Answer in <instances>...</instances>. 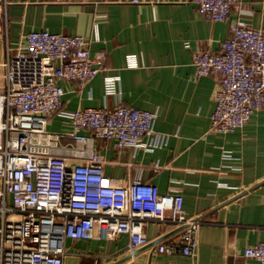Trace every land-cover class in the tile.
Wrapping results in <instances>:
<instances>
[{
	"label": "crops",
	"instance_id": "obj_1",
	"mask_svg": "<svg viewBox=\"0 0 264 264\" xmlns=\"http://www.w3.org/2000/svg\"><path fill=\"white\" fill-rule=\"evenodd\" d=\"M253 13L247 22L264 30V0H241ZM237 18L211 20L188 0H8L0 3V87L6 42L14 53L35 29L81 34L92 51L107 52L105 69L87 82L61 80L63 108L113 107L118 102L157 113L164 141L152 149L118 147L95 137L107 183L141 178L160 192H181L189 216L205 222L194 254L159 252L179 238L182 226L147 221L149 241L130 249L128 234L111 238H66L65 264H259L244 255L264 234V107L242 127L211 128L216 74L197 76L193 56L217 51ZM118 75L121 93H106L104 76ZM48 129L61 134L57 152L72 154L79 143L69 119L55 114ZM90 135L89 130L80 131ZM149 137H144V141Z\"/></svg>",
	"mask_w": 264,
	"mask_h": 264
},
{
	"label": "built area",
	"instance_id": "obj_2",
	"mask_svg": "<svg viewBox=\"0 0 264 264\" xmlns=\"http://www.w3.org/2000/svg\"><path fill=\"white\" fill-rule=\"evenodd\" d=\"M188 1L211 20L237 13L218 50L196 52L193 63L197 76H218L211 128H240L264 107V30L247 22L253 10L241 0ZM24 38L14 53L6 42L0 87V264H65L66 238L124 233L133 250L149 241L144 234L147 221L182 226L178 239L158 244L159 252L194 254L205 220L186 213L182 193H162L141 178L107 183L105 159L93 145L99 137L114 139L118 147L159 146L164 135L154 126L157 113L122 102L63 108L61 80L90 81L106 68V50L92 51L81 34L48 29L31 30ZM104 80L106 93H121L118 75L107 74ZM55 114L69 119L79 143L72 154L75 163L56 150L61 134L48 129ZM244 255L264 264V234Z\"/></svg>",
	"mask_w": 264,
	"mask_h": 264
}]
</instances>
